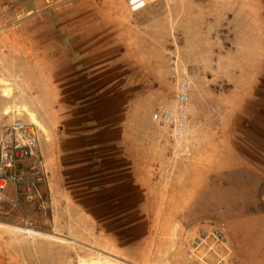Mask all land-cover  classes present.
Segmentation results:
<instances>
[{
  "label": "rangeland",
  "instance_id": "374dc122",
  "mask_svg": "<svg viewBox=\"0 0 264 264\" xmlns=\"http://www.w3.org/2000/svg\"><path fill=\"white\" fill-rule=\"evenodd\" d=\"M63 36L55 109L67 111L15 118L35 123L42 143L73 136L102 145L89 156L145 150L151 173L160 167L167 180L195 160L199 168L179 169L177 179L209 181L205 189H73L63 200L41 191L46 210L5 199L0 264H193L187 246L210 223L226 231L233 264H264L246 255L255 236L264 251V0H154L137 13L126 0H0V91L11 103L31 96L45 109V38ZM176 69L192 84L185 142L152 121L160 103L173 102ZM233 154L246 167L217 170Z\"/></svg>",
  "mask_w": 264,
  "mask_h": 264
},
{
  "label": "crops",
  "instance_id": "0c3cea01",
  "mask_svg": "<svg viewBox=\"0 0 264 264\" xmlns=\"http://www.w3.org/2000/svg\"><path fill=\"white\" fill-rule=\"evenodd\" d=\"M45 40H47L45 45L48 47L47 55H50L49 58H46L48 59L46 63L49 66V71L47 70L48 72L46 74L44 73V76L39 73V80L45 82L44 89L47 91V101H44L45 109L38 106L34 101L36 98L32 99L31 96H29V101L23 102L21 100L13 104L0 91V124L15 118L17 113L28 112L39 114L52 112L55 114L59 112L63 114L67 111L66 106L63 104L55 109V105H57V103L60 104L59 101L62 97L59 94V86H57L55 82L57 76L56 72L59 71L60 66L63 67L64 65L62 59L65 55H68V51L65 52L68 49V47L65 46L68 37L63 36L61 41L58 40L55 42L48 37L45 38ZM54 49L57 51L54 52ZM59 51H61L60 56L57 54ZM65 60L67 61V59ZM38 61L41 60L39 59ZM41 62L43 63V61ZM24 108H27V111ZM7 110H10L9 113L11 112L13 116L6 118L5 113ZM46 128L52 131L54 130V128L50 126ZM96 147L102 148V145H87L85 142H80L78 137L73 136L57 139L52 137L50 142L46 141L44 143H42L40 138L41 153L44 158L46 169L50 174L48 183L42 186L41 191L47 194L48 190H50L51 194L55 195L53 196L54 199H56V196L59 194L65 195V198L64 196L62 197L63 200L66 199L68 195L75 192L73 189H91L90 192H94L96 189H205L209 181L206 176H203L200 180L201 182L198 183H195L192 177L184 179L182 182L177 179L180 176L181 169L195 170L199 168L198 165H196L197 161L189 159V162L186 163L187 166H183L184 168L180 166L175 171L176 175L170 180L166 178L168 175L167 171L165 173L160 169L164 179L162 178V181L160 180L157 184L152 185L151 174L153 179L154 173H151L149 156L146 155L145 150H141L142 152L140 153H133V150H129L126 146L124 155H116L112 152H109V154H102V149H99V153L95 154L94 152L93 156L91 154L89 156L86 150H91V148ZM239 158V155H229L228 159L222 162L220 165L221 167H217V170L225 172L246 167L243 163L244 161ZM200 168L210 173V170H213L214 167L211 165H203ZM152 172H154V168ZM13 189L14 188L9 190V194H13ZM259 241L260 237L255 236L249 253L246 254L247 256L264 257V251L258 249L260 248L258 246ZM239 249H241V246H239ZM241 251L239 250L236 252L238 258L245 257V254Z\"/></svg>",
  "mask_w": 264,
  "mask_h": 264
},
{
  "label": "built area",
  "instance_id": "2783aa9c",
  "mask_svg": "<svg viewBox=\"0 0 264 264\" xmlns=\"http://www.w3.org/2000/svg\"><path fill=\"white\" fill-rule=\"evenodd\" d=\"M154 0H126L130 13H137ZM176 68V67H175ZM176 92L173 102L160 103L152 113L154 126L175 142H185L191 133L192 84L186 69L175 70ZM190 156L191 151L185 150ZM163 178L155 167L153 183ZM49 181L40 149L39 128L35 123L14 118L0 128V201L10 199L14 205H36L39 210L50 207L41 188ZM14 188L13 196L9 190ZM233 250L226 231L216 225L202 226L187 246V258L193 264H233Z\"/></svg>",
  "mask_w": 264,
  "mask_h": 264
},
{
  "label": "bare ground",
  "instance_id": "6f19581e",
  "mask_svg": "<svg viewBox=\"0 0 264 264\" xmlns=\"http://www.w3.org/2000/svg\"><path fill=\"white\" fill-rule=\"evenodd\" d=\"M35 122V121H34Z\"/></svg>",
  "mask_w": 264,
  "mask_h": 264
}]
</instances>
